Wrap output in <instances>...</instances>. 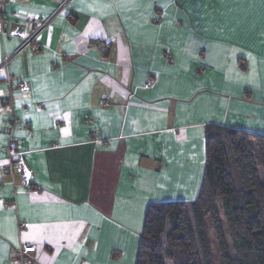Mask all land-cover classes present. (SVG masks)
Masks as SVG:
<instances>
[{
  "label": "crops",
  "instance_id": "crops-1",
  "mask_svg": "<svg viewBox=\"0 0 264 264\" xmlns=\"http://www.w3.org/2000/svg\"><path fill=\"white\" fill-rule=\"evenodd\" d=\"M61 1L5 0L3 27ZM39 46L0 70V264H135L148 205L197 199L206 126L264 137V0H73Z\"/></svg>",
  "mask_w": 264,
  "mask_h": 264
},
{
  "label": "trees",
  "instance_id": "trees-1",
  "mask_svg": "<svg viewBox=\"0 0 264 264\" xmlns=\"http://www.w3.org/2000/svg\"><path fill=\"white\" fill-rule=\"evenodd\" d=\"M135 264H264V137L206 126L197 199L148 205Z\"/></svg>",
  "mask_w": 264,
  "mask_h": 264
},
{
  "label": "built area",
  "instance_id": "built-area-1",
  "mask_svg": "<svg viewBox=\"0 0 264 264\" xmlns=\"http://www.w3.org/2000/svg\"><path fill=\"white\" fill-rule=\"evenodd\" d=\"M73 0H62L56 8L44 19L42 20H36L34 28L29 32L26 33L23 30H11L8 31L4 29L3 27V14H4V5L5 0H0V36L2 37H12L15 40L18 41V45L15 48V50L9 54L5 55L2 63L0 65V70L7 71V68L9 67L11 61L19 56L21 53L25 51H38L39 46V38L41 37L42 33L48 28V26L51 24V22L58 17L59 15L63 14L68 6L72 3ZM150 82L146 84V86H149ZM22 89L25 90V88L22 86ZM2 105H11V100L8 99H2L1 100ZM25 129H29L30 126L25 124L23 125ZM6 132L11 136L13 132V122H9L8 126L6 127ZM10 144H13V140L11 137L9 138ZM10 162L9 165L4 168L5 173H9L11 175H16L19 181L24 184L28 185L30 180V171L25 167L24 162L21 158V152L18 150V148L12 147L8 151ZM35 252L34 246H22L15 252V260L18 264H29V256L30 254Z\"/></svg>",
  "mask_w": 264,
  "mask_h": 264
}]
</instances>
